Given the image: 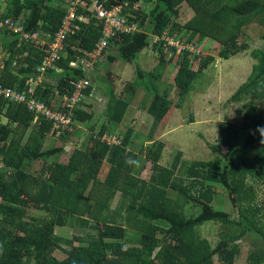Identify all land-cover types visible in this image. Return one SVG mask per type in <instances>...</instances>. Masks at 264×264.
I'll return each instance as SVG.
<instances>
[{
	"label": "trees",
	"instance_id": "trees-1",
	"mask_svg": "<svg viewBox=\"0 0 264 264\" xmlns=\"http://www.w3.org/2000/svg\"><path fill=\"white\" fill-rule=\"evenodd\" d=\"M99 1L105 6L123 5V18L140 28L108 39L104 63L109 65L116 60L129 63L151 45L158 54V65L146 74L156 80L165 56L170 53L177 58L172 82L180 100L211 57L199 59L197 68L191 69L188 53H175L170 47H163L162 42L151 44L150 36L164 32L180 40L177 34L185 32L187 37L183 42L207 39L215 43L216 57L226 60L246 49L241 38L249 25L264 29V0ZM82 2L83 6L76 12L83 16V21L73 23L59 57L41 73L38 67L46 54L45 46L24 41L20 34L0 27L2 86L21 91L28 79L34 81L43 75L54 85L36 83L33 97L52 109L59 106L58 103L55 106L57 99L72 90L70 82L87 76L78 66L69 67L68 63L91 51L100 36V23L85 9L89 1ZM138 2L150 8L144 12L136 7ZM1 3L0 20L17 21L23 33L35 32L45 42L51 40L65 12L64 0H1ZM181 6L190 15L179 23L174 19ZM260 39L264 42V31ZM250 57L255 64L229 97L233 102L246 99V108L238 123L220 124L216 143L209 147L215 155L206 162H185L176 154L169 167L158 166L163 145L153 142L132 154L126 150L131 133L128 129L118 145L106 146L98 141L106 132L104 125L95 136H85L84 141L77 126L88 124L91 115L78 109L80 103L74 109V124L56 134L50 122L33 119L24 105L0 100L3 119L0 122V264H233L238 254L236 242L247 232L264 243V143L261 142L264 137L258 131L264 129V111L254 106L264 99V49L251 50ZM146 74L136 69L135 83L140 84ZM90 91L88 87L84 94ZM146 91L151 90L146 88ZM110 93L106 95L104 116L107 122L118 123L127 102L115 99ZM150 94L146 113L151 118L152 133L168 114L171 102L164 94ZM239 131L247 133L237 145ZM47 137L57 143L45 149ZM221 148L229 151L223 153ZM137 155L150 163L152 171L147 180L131 174ZM34 161L41 163L37 173L27 172L26 167ZM102 165L105 171L101 175ZM214 185L220 186L233 202L238 213L236 220L213 207ZM255 185L263 188L262 198L256 196ZM168 191L175 193L173 199L167 195ZM116 193L119 201L110 212L109 203ZM188 202L200 208L194 216L183 215L182 208ZM29 210L42 212L47 218L29 216ZM121 211L123 217L119 215ZM207 222L227 225L233 230L224 233L211 247L196 231ZM72 224L93 233L64 241L67 249L61 251L63 258L57 259L51 255L59 248L53 228ZM125 226L135 230L134 243L126 237ZM244 264H264V246L255 247Z\"/></svg>",
	"mask_w": 264,
	"mask_h": 264
},
{
	"label": "rangeland",
	"instance_id": "rangeland-1",
	"mask_svg": "<svg viewBox=\"0 0 264 264\" xmlns=\"http://www.w3.org/2000/svg\"><path fill=\"white\" fill-rule=\"evenodd\" d=\"M136 7H139L144 12L150 8L149 5H145L143 2H138ZM189 15L188 9L185 6H181L178 16L174 20L182 23ZM263 31L264 29L258 26L249 25L245 30L244 37L241 38V41L246 45V49L234 56L228 57L226 60H221L216 57L217 48L215 43L207 39H202L200 42L192 39L191 43L194 46V50L189 53L188 65L190 68L195 70L199 59H208L211 57V60L206 68L203 69L192 82L189 91L181 100L178 99L176 89L172 82L177 67V58L171 57L170 53L165 56V60L163 61L165 63L162 65L163 67L159 69L160 76L156 80L151 79L146 74L158 65V54L155 48L151 51L150 46L144 49L145 51L141 54H137L135 59L129 62L128 66L122 63L121 60H117L120 63L116 64L114 67L107 66L106 70H104L105 64L102 65V75H104V77L108 76L107 78H109L111 73L115 71L119 72L121 79L120 84H122L123 87L116 91L120 92L122 90V94L129 95L131 98L130 100L133 99L135 104H146L150 100L151 92L164 94L171 102L170 110L162 122V125H165V135L160 139L163 146L157 160L158 166L169 167L176 154L185 162H206L213 159L215 154L210 151L209 147L216 143L218 135L217 130L220 124L224 121L238 123L246 108V99L243 98L238 102H233L229 100V97L245 80L250 72L251 66L256 62L251 59L250 51L253 49H264V42L260 39ZM177 35L180 36L182 42L185 37H187V33L185 32ZM176 39L178 40V38ZM179 55L181 54L177 56ZM136 69H140V71L146 74L143 80L140 81V84L135 83ZM107 70H110L111 73L109 71L106 73ZM104 77L100 80L96 78L95 75L92 76L96 87L103 89L107 85ZM109 80H111V78H109ZM128 84L132 86L127 88ZM146 88H149L151 91L148 93ZM119 92L115 93L118 94ZM144 96L145 101L142 99ZM139 99H141L140 102H138ZM254 106L264 111V99L260 102H255ZM94 121L97 122L96 119H93V122ZM140 121H144V119L140 118ZM0 122H3V119L0 118ZM146 124L147 122L143 123V125ZM135 130L138 133V138H136L133 145L137 148L138 145L146 143L147 139L144 138L145 136H140V133L143 131L142 129L137 128ZM246 133L247 132L239 131L238 139L236 140L237 145L240 144ZM110 135L116 136L115 133ZM121 136L122 135L117 138L120 140ZM56 141L57 140L52 137H47L44 142V148L47 149L55 145L57 143ZM235 148L231 151H234ZM228 151V149L221 148V152L223 153ZM140 157H138L137 161L132 165L131 174L142 180H147L152 171L150 163L144 160L142 156ZM40 165L41 163L39 161L30 162L26 170L29 173H37ZM104 165L100 168L101 175L105 171ZM100 177L101 176H99V178ZM214 186L213 207L228 213L231 218L236 220L238 218V213L237 209H235L232 204L233 202L228 200L225 192L220 186ZM254 190L256 191V196L258 197L259 195L262 198L263 188L255 185ZM118 195L119 194L116 193L109 203L110 212L114 211L119 201ZM167 195L171 199L175 197V193L172 191H168ZM199 211V206L190 202L184 204L182 208L183 215L186 217L194 216ZM262 213L264 215V211H262ZM27 215L47 218V215L36 210L27 211ZM119 215L123 217L124 213L121 211ZM262 223L264 224V219ZM125 227L126 237L134 243L135 230L128 226ZM232 230V227L217 222H207L196 228L198 236L206 239L211 247L221 239L224 233ZM92 233L90 229L80 228L76 224L54 227L53 235L59 239V248L53 250L51 255L57 259L63 258V253L61 251L67 249V245L64 241L70 240L73 236ZM157 237H159V235ZM236 243L238 245V254L234 257L233 264H244L246 262V257L255 247L264 246V243L250 232H247L243 237L238 239Z\"/></svg>",
	"mask_w": 264,
	"mask_h": 264
},
{
	"label": "built area",
	"instance_id": "built-area-1",
	"mask_svg": "<svg viewBox=\"0 0 264 264\" xmlns=\"http://www.w3.org/2000/svg\"><path fill=\"white\" fill-rule=\"evenodd\" d=\"M88 1L89 3L85 9L92 19L100 23V36L91 51L84 53L83 57L78 61H71L68 63L69 67L78 66L87 76L70 82L72 90L69 95H62L60 97L59 106L57 108L52 109L33 97L34 81L28 79L27 85L21 91L0 84V100L6 103L24 105L26 110L32 114L33 119L38 117L50 122L51 126L56 130V134L59 130L74 124V109L82 101L84 91L90 86L88 77L89 72H91L96 63L104 59L108 53V39L116 34H131L140 30L135 22H127L123 18V5L114 3L105 6L99 0ZM64 2V15L60 21L59 27L48 42L41 40L35 32L23 33L21 27L11 19L6 18L0 20V27H4L12 33L20 34L22 40L37 46H45L44 52H46V54L42 57L38 67L40 73L44 71V69L52 67L53 62L59 57L62 51L63 41L73 29V23L75 21H83V16L76 12L78 7L83 6L82 0H64ZM149 41L154 45L162 42L163 47H170L175 53L189 54L194 50L192 43H185L179 39L177 40L176 38L169 37L164 32L159 36H150ZM98 141L104 143L106 146L118 145L120 142L117 137L104 134L98 138Z\"/></svg>",
	"mask_w": 264,
	"mask_h": 264
},
{
	"label": "crops",
	"instance_id": "crops-1",
	"mask_svg": "<svg viewBox=\"0 0 264 264\" xmlns=\"http://www.w3.org/2000/svg\"><path fill=\"white\" fill-rule=\"evenodd\" d=\"M0 2H1V0H0ZM1 5L3 6L2 3H0V6ZM15 22L18 24L17 21H15ZM150 47H151L150 48L151 51H153L154 47H152L151 45H150ZM144 49H147V47ZM144 49H142L137 54H141L142 52H144L145 51ZM104 59L99 61L93 67L91 72H89V74H88V77L90 80V86L89 87L91 88V91L87 94H84V97L78 106V109L80 111L90 113V115H91L90 120L88 121V124H86V122L78 123L79 125L77 126L78 129L83 132V135H84L83 140L86 139L88 137V135H90L92 137L95 136V134L97 133L99 128L102 125H104L106 127L105 133L106 134L107 133L108 134L115 133L116 134L115 137H119L127 129L130 130V132H131L130 133V142H129V146L126 147V150L131 152L132 154H135L137 152L136 150H138L140 147L143 148V147L150 145L153 142H160V139L165 135V125H162V122L166 116L161 120V122L155 127V129L151 133V127H150L151 126V118L146 113V107H147L149 101L146 104L145 103L135 104L133 99L130 100L131 98L129 95L122 94V90L120 92L116 91L119 88L123 87L122 84H120L121 79H120L119 72L115 71L114 73H111L110 70H107L106 73L108 71L111 73L109 75V78H111V80H109V78H107L108 76L104 77V75H102V65L105 64ZM134 59H135V57H134ZM118 63H120V62H118L116 60L115 62H113L109 65L105 64L104 70L107 69L106 68L107 66L114 67ZM122 63L126 64L127 66L129 64L128 62H125V61H122ZM91 75L92 76L95 75L96 78H98L100 80H102L104 77L107 85L103 89L96 87ZM40 82H45V83H49L50 85H53V81L49 80L48 78L44 77L43 75H40L36 80H34L33 84L35 85L36 83H40ZM130 86H132V85L128 84L127 88H129ZM108 92H111L110 94L115 99H121V100L127 102V107L124 111V114H123L120 122H118V123L107 122L106 118L104 116L105 106H106V103L108 102V98L106 96ZM115 92H119V93L116 94ZM142 99L145 101V96ZM57 100H59V101L58 102L56 101L55 106H57V103L59 105L60 98ZM140 101H141V99H139L138 102H140ZM140 118L144 119V121H140ZM93 119H96L97 122H95V121L93 122ZM144 122H147V124L143 125ZM137 128L142 129L144 131V133H143V131H142V133H140V136H145L144 138L147 139V140L145 139L147 142L144 144L138 145V147L135 148L136 146H134L133 144H134V141L136 140V138H138L137 137L138 133L135 130ZM150 134H151V137L148 138ZM85 136H86V138H85ZM148 141H149V143H148ZM65 150H67V148ZM138 157H140V156L137 155V158H135L134 163L137 161Z\"/></svg>",
	"mask_w": 264,
	"mask_h": 264
},
{
	"label": "clouds",
	"instance_id": "clouds-1",
	"mask_svg": "<svg viewBox=\"0 0 264 264\" xmlns=\"http://www.w3.org/2000/svg\"><path fill=\"white\" fill-rule=\"evenodd\" d=\"M258 131H260L261 136L264 137V129H258ZM261 142L264 143V139H262Z\"/></svg>",
	"mask_w": 264,
	"mask_h": 264
}]
</instances>
